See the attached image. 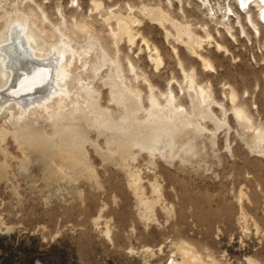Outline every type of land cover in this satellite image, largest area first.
Here are the masks:
<instances>
[{"label":"rangeland","instance_id":"rangeland-1","mask_svg":"<svg viewBox=\"0 0 264 264\" xmlns=\"http://www.w3.org/2000/svg\"><path fill=\"white\" fill-rule=\"evenodd\" d=\"M262 11L0 0V47L21 24L81 56L62 96L0 113V264H264Z\"/></svg>","mask_w":264,"mask_h":264},{"label":"bare ground","instance_id":"bare-ground-1","mask_svg":"<svg viewBox=\"0 0 264 264\" xmlns=\"http://www.w3.org/2000/svg\"><path fill=\"white\" fill-rule=\"evenodd\" d=\"M71 49L61 44L48 54L34 53L35 42L25 28L21 24L12 26L0 47V74L6 78L0 86V113L9 103L24 112L32 107L46 106L53 96L65 93L62 83L80 68L81 56ZM65 52L70 53L68 63L61 60ZM58 113L59 110L53 112L51 117ZM97 123L104 124L98 120Z\"/></svg>","mask_w":264,"mask_h":264}]
</instances>
